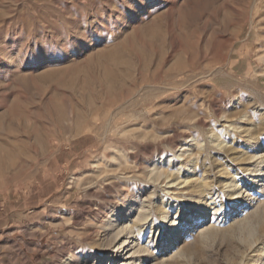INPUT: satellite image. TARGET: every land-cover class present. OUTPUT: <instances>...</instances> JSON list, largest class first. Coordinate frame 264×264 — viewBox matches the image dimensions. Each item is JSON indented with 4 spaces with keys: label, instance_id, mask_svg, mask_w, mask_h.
Masks as SVG:
<instances>
[{
    "label": "rangeland",
    "instance_id": "1",
    "mask_svg": "<svg viewBox=\"0 0 264 264\" xmlns=\"http://www.w3.org/2000/svg\"><path fill=\"white\" fill-rule=\"evenodd\" d=\"M256 154L264 0H0V264H109L145 210L136 264H264Z\"/></svg>",
    "mask_w": 264,
    "mask_h": 264
},
{
    "label": "bare ground",
    "instance_id": "2",
    "mask_svg": "<svg viewBox=\"0 0 264 264\" xmlns=\"http://www.w3.org/2000/svg\"><path fill=\"white\" fill-rule=\"evenodd\" d=\"M230 122V121H229ZM248 134V133H247ZM253 138V137H252ZM251 138V139H252ZM190 141V140H189ZM220 144V143H219ZM194 146V145H193ZM222 146V145H221ZM223 150V149H222ZM230 151H231V149H229ZM224 151V150H223ZM180 153V152H179ZM202 155V154H201ZM258 154H256V155H254V156H252V157H250V158H246V159H241V161L240 162H242V165L244 166L245 165V170H247V171H249L250 170V168H249V165H250V162L252 161V158H256V156H257ZM254 158V159H255ZM260 158V157H259ZM185 159H186V157H185ZM260 159H262V157L260 158ZM259 159V160H260ZM264 159V158H263ZM195 160V159H194ZM257 160V159H256ZM254 162V161H253ZM257 162V161H256ZM262 160H261V164H262ZM264 163V162H263ZM257 164H259V163H257ZM180 165V164H179ZM260 165V164H259ZM263 165V164H262ZM248 166V167H247ZM257 166V165H256ZM261 166V165H260ZM258 167V168H256V169H253V170H250V171H252V177H251V183L249 184V185H247L246 187L247 188H250L251 190H254L255 188H256V186H257V190H259V194H262V191H263V187H262V185L259 183V186L258 185H255V182L256 181H258L259 180V182H260V178H259V176H260V174H262V168L261 167ZM253 168V167H252ZM150 170V176H151V178H154V180H156V177L157 178H160V177H169V176H172V178L173 179H175L176 180V177L177 176H175L174 174H175V172H173L172 173V175L170 174V175H168L167 174V172H164V171H158V170H156V167H152V168H149ZM176 170H178V171H180L181 169H180V167H178V168H176ZM148 171V172H149ZM249 171V172H250ZM221 173V172H220ZM246 173V172H245ZM203 176V175H202ZM179 177V176H178ZM177 177V178H178ZM179 179V178H178ZM177 179V180H178ZM181 179V178H180ZM173 183H174V181H172ZM219 182V181H218ZM225 183L222 185V187L223 188H225V189H228L229 188V190H226V191H230V195H232V197L233 196H240L241 195V193L242 192H244V190H243V188H245V186H243V184L244 183H242V178H240V177H238V176H236V175H233V176H231L230 175V177H229V180L227 181H224ZM182 183H184V185H186V186H189L191 189H193L194 191H196L197 192V194L199 193V196H201L202 198H205V196H208V198H206V201L205 202H207V204H212V206H213V215L214 216H216V214H218V212H219V210H218V208H215V206H214V203H215V196H214V194H213V192H212V190H210V188H209V184H208V182H207V180H206V182H203L202 180H199V179H192L191 177H185V179H182L181 181H179V182H177V184H182ZM247 183V182H246ZM221 186V185H220ZM211 187V186H210ZM154 188V187H153ZM189 189V188H188ZM218 189V188H217ZM248 190H246L245 192H247ZM196 194V195H197ZM243 196V195H242ZM252 196V195H251ZM234 197V198H235ZM193 198V197H192ZM256 199V198H255ZM217 200V199H216ZM144 201V200H143ZM199 201V200H198ZM152 207V206H151ZM212 208V207H211ZM222 209V208H221ZM206 211V210H205ZM246 211V210H245ZM255 211H257V212H261V213H263L264 214V202H263V204H258V205H256V207H255ZM254 211V212H255ZM221 212V211H220ZM143 215V216H142ZM142 215H137L136 216V221L137 222H141V223H139V224H135L137 227V229H138V231H137V233L135 234V235H133V232H131V234L129 235V237H128V239H125V240H123V241H117V240H119L122 236H123V234L126 232L127 233V231L128 230H130L129 228H130V225L129 224H126L127 223V220H129V218L131 219L132 217L130 216V215H126L125 216V218L123 219V221L120 223V226L121 227H119L116 231V235H115V237H113L114 238V243H115V241H117L114 245H113V247H112V249H111V253H110V255L112 256L110 259H111V261H110V263L109 264H119L117 261L120 259L121 260V262H122V264H136L137 263V260H138V257H137V254L138 253H143L142 251L143 250H145V249H143V247L141 246V245H139L138 244V240L140 239L139 237H140V234H141V231H142V227H143V223H146L147 221H148V218H150V217H148V212H147V210H145L144 211V213L142 214ZM165 216V215H164ZM163 216V217H164ZM152 218V217H151ZM166 218H167V221L169 220L170 221V227L168 228L169 230H172L174 227H176L180 222H178V220L177 219H171V217L170 216H166ZM109 221V220H108ZM69 222V221H68ZM130 222H133L132 220L130 221ZM129 222V223H130ZM153 223V222H152ZM132 224V223H131ZM109 227V226H108ZM111 227H113V224H111L110 225V228ZM112 229V228H111ZM176 229V228H175ZM174 229V230H175ZM115 230V229H114ZM173 230V231H174ZM173 231H172V233H173ZM178 234H182L181 232H180V230H177L176 229V231H175V233H174V235H178ZM125 235V234H124ZM154 236H156V238L158 239L159 238V236H160V231H158V233L157 234H154ZM202 236V235H201ZM170 237V236H169ZM139 238V239H138ZM168 238V237H167ZM178 238H180V236L179 237H177L176 238V240L178 239ZM175 240V241H176ZM166 241V239L164 240V242ZM178 241V240H177ZM163 242V245L164 244H166V243H164ZM101 253L102 254H107V252H105V251H101ZM147 253V252H146ZM161 253V252H160ZM149 254V253H148ZM65 264H69V262H66ZM99 264H102V262H99Z\"/></svg>",
    "mask_w": 264,
    "mask_h": 264
}]
</instances>
